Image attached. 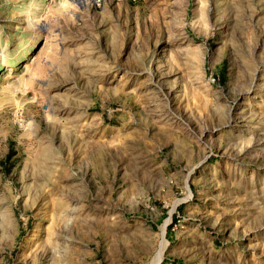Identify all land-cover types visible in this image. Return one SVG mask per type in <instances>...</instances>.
Returning <instances> with one entry per match:
<instances>
[{"label":"rangeland","instance_id":"374dc122","mask_svg":"<svg viewBox=\"0 0 264 264\" xmlns=\"http://www.w3.org/2000/svg\"><path fill=\"white\" fill-rule=\"evenodd\" d=\"M164 243L264 264V0H0V264Z\"/></svg>","mask_w":264,"mask_h":264},{"label":"bare ground","instance_id":"6f19581e","mask_svg":"<svg viewBox=\"0 0 264 264\" xmlns=\"http://www.w3.org/2000/svg\"><path fill=\"white\" fill-rule=\"evenodd\" d=\"M164 228V227H163ZM166 229V228H165ZM164 229V230H165ZM164 253H166L165 251V243L164 245L155 253L153 260L151 262V264H159L163 258Z\"/></svg>","mask_w":264,"mask_h":264}]
</instances>
